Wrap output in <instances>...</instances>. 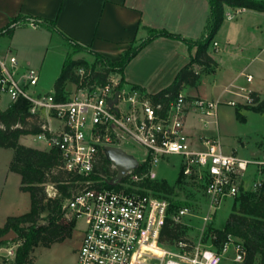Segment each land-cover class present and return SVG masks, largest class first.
Masks as SVG:
<instances>
[{
    "label": "built area",
    "instance_id": "built-area-1",
    "mask_svg": "<svg viewBox=\"0 0 264 264\" xmlns=\"http://www.w3.org/2000/svg\"><path fill=\"white\" fill-rule=\"evenodd\" d=\"M235 9L226 7L224 18L234 19L244 10ZM213 45L218 47L217 42ZM18 65L15 56L0 58V96L8 95L11 102L23 97L31 103V118L41 128L34 138L60 155L61 164L51 174L66 171L77 178L66 182L76 187L65 198L56 183L43 184L48 199H63L62 220L75 222V227L80 222L84 225L75 264H221L230 252L234 263L244 264V241L229 235L220 248L215 247L216 236L209 223L223 201L235 199L241 188L246 190L245 178L251 169L258 175L254 190L262 188L264 155L244 159L227 154L218 138H204L194 147L185 132L190 112L198 113L202 121L216 118L221 102L191 97L182 90L155 101L142 89L127 87L117 71L110 72L105 82L99 80L91 66L75 70L78 81L72 83V90L65 88L64 100L57 101L55 93L35 91L38 70L28 68L20 75ZM242 76L253 80L251 74ZM246 101L252 102L249 94ZM228 104L235 106L236 102ZM108 147L119 148L138 161L119 182H115L118 168L108 158ZM137 148L144 151L143 157L130 153ZM173 157L179 160L182 186L196 188L203 206L207 205L203 216L194 207H176L177 195L153 188L155 182L164 180L157 168ZM141 167L145 169L139 171ZM191 217L204 222L200 232L207 234V242L160 243L168 218L192 228L185 221ZM17 247L9 249L7 260H14Z\"/></svg>",
    "mask_w": 264,
    "mask_h": 264
},
{
    "label": "crops",
    "instance_id": "crops-1",
    "mask_svg": "<svg viewBox=\"0 0 264 264\" xmlns=\"http://www.w3.org/2000/svg\"><path fill=\"white\" fill-rule=\"evenodd\" d=\"M243 9L241 14L247 11ZM255 12L264 14V12ZM209 14V0H0V29L18 16L53 20L67 36L116 62L124 51L133 45H139L138 40L147 38L148 28L165 29L190 40L201 38L206 32ZM234 19L227 20L232 22ZM253 19L259 18L255 16ZM241 21L231 23L230 28L245 34L247 31L242 27L246 22ZM257 28L262 34L253 38L250 44L245 42L240 47L239 43L232 44L231 39L228 38L223 42L219 55L208 52L217 63L210 71V75L215 77L212 88H219L216 99L210 98L209 93L203 90L205 75L202 74L198 85H185L182 91L186 93L184 88L197 89V96L186 94L191 97L216 100L227 105L230 101L242 104L250 92L264 96L263 78L259 74V70L264 68V29L261 24H258ZM3 39H7L8 49L0 51V58L15 56L18 60L20 75L28 68L38 70L39 82L36 88L40 89L36 91L50 93L45 91L48 85L43 77L45 73H50V70H57L59 64L57 61L48 60V57L55 52L59 54L60 50H66L64 39L55 32L33 25H21L14 30L11 37H1L0 42ZM55 40L56 44L53 45ZM214 42L218 43V47L220 46V42L217 40ZM187 47L184 42L175 38L153 39L127 64L123 73L124 82L142 89L145 93L157 94L172 84L174 72H179L188 64L190 54ZM65 52L62 53L63 65L66 58ZM82 56L85 54H76L74 59H86ZM252 67H255L254 71H250ZM62 68L59 70L60 74ZM202 68V66L194 65L197 72H200ZM242 73L251 74L253 80L247 81ZM258 74L260 80L256 81ZM58 76L59 73L54 83ZM69 84L72 85L70 82L66 87ZM227 95L242 96L243 100L238 101L232 97H229L228 101L223 100V97ZM10 103L8 95H1L0 111L5 110ZM191 113L186 118L185 132L191 138L193 146L198 147L199 141L207 138L202 133L205 126L191 124ZM217 118L218 114L212 122L217 124ZM23 137L20 138V143L25 145ZM0 149L5 148L0 147ZM13 156L14 154L6 150H0V227L5 225L9 217L20 216L31 209V195L22 190V176L10 170ZM173 159L175 162L179 161L173 157L164 165H171ZM9 249L5 258L8 257Z\"/></svg>",
    "mask_w": 264,
    "mask_h": 264
},
{
    "label": "trees",
    "instance_id": "trees-1",
    "mask_svg": "<svg viewBox=\"0 0 264 264\" xmlns=\"http://www.w3.org/2000/svg\"><path fill=\"white\" fill-rule=\"evenodd\" d=\"M210 14L207 20L206 32L197 40H190L181 35L173 34L165 29L148 28V36L139 45L131 46L124 51L120 59L116 62L91 50L89 47L81 45L75 39L63 33L53 20L38 17L18 16L10 21L4 28L0 29V38L11 37L14 30L21 25H33L43 27L59 34L72 50L66 55L62 72L54 84V93L57 101L64 100L63 93L68 83H76L78 77L75 70L90 65L84 59L75 60L73 57L79 53H89L95 56L96 61L102 65L101 70L95 71V76L105 82L106 76L110 72L117 71L122 75L127 64L133 57L153 39L158 37H168L179 39L184 42L190 51L196 49L190 63L180 69L173 83L151 95L153 100L160 99L166 93L176 94L182 90L183 86H196L200 82L201 72L194 69V65H199L206 70L212 71L217 65L216 61L208 53V46L214 36L219 31L224 20V9L229 7H241L249 10L264 12V3L254 0H209ZM94 70L96 66H91ZM124 80V79H123ZM252 102L250 104H238L235 107L236 117L240 121H245L241 111L249 109L257 113H264V96L259 93H249ZM31 103L23 97L0 111V147L13 149L14 156L10 164V170L22 176V190L31 195V209L20 216L9 217L3 227H0V237L9 231H14L18 236L13 241H21L16 249L13 264H33L32 253L37 246L51 247L55 243L63 242L71 237L75 222L64 224L62 220L63 199H48L46 197V182L56 183L57 189L63 198L70 195V190L75 188L74 184L67 181L77 179L72 173L59 171L51 174V171L61 164L59 152L56 149L39 150L28 147L20 143V138L26 135H35L41 131L37 120H32L30 114ZM103 163L107 160L102 159ZM144 167H141L142 171ZM103 171V168H101ZM63 182L64 184H61ZM156 190L164 191L171 195H178L175 189L185 191L178 180L177 184L163 180L153 184ZM181 201H174L176 207L182 206ZM46 214L45 218H42ZM44 219L45 224L40 221ZM187 227L181 223H175L167 219L161 232L160 243L164 246H173L177 241L184 239ZM216 236L214 245L220 248L221 243L226 241L229 235L236 236L244 241L247 249V256L244 264H264V181L261 189L248 191L240 189L235 197L232 212L223 230L214 229ZM8 242H1L2 245ZM6 261V260H4Z\"/></svg>",
    "mask_w": 264,
    "mask_h": 264
},
{
    "label": "rangeland",
    "instance_id": "rangeland-1",
    "mask_svg": "<svg viewBox=\"0 0 264 264\" xmlns=\"http://www.w3.org/2000/svg\"><path fill=\"white\" fill-rule=\"evenodd\" d=\"M258 2L264 3V0H254ZM229 7V6H226ZM225 7V8H226ZM233 10H236V7H230ZM257 17L259 19H253L254 17ZM242 20L241 22H246L245 25L242 27L243 30H246L247 33L241 34L237 31V29L230 28V24L237 21ZM258 23L262 25V28L264 29V14H259L255 12L254 10H248L238 15L232 22L224 18L222 23V28L217 32V34L214 36L213 40L210 42L208 46V52L212 53L213 55H219V50L222 48V44L226 39H231L232 44L239 43L240 47L243 46V43L247 42L250 44V41H252L253 38L258 36L260 33V29L257 28ZM263 22V23H262ZM248 29V30H247ZM147 36V35H146ZM145 36V37H146ZM199 39V38H198ZM197 40V39H196ZM217 40L220 42V46L218 47V50L216 51V47H214L213 42ZM249 40V41H248ZM59 42V41H58ZM62 42V41H61ZM141 42V40H138V44ZM53 45L56 44V40L52 43ZM64 44L66 45V52L64 50H60L59 54L51 55L48 57V60L58 62L59 66L57 70L52 71L50 70V73L44 75V80L46 81L47 85L45 88V91L52 93L53 92V85L56 75L60 76L59 70L62 68V61H63V52L71 53L72 50L68 46V43L65 41ZM7 39H3V41L0 42V51L8 49L7 47ZM135 46V45H134ZM90 48V47H89ZM188 48V47H187ZM91 49V48H90ZM189 52V60L188 63H190L192 56L195 55V50ZM85 54V56H82V58H85L90 66L95 65L96 70H101L103 67L102 65L96 61L95 56L89 53H82ZM75 58V56L73 57ZM47 60V61H48ZM256 65V64H255ZM89 66V67H90ZM255 67H252L250 71H254ZM201 74L205 75V80L203 81V90L207 91L209 93V97L212 99H216L217 92H219V88L213 86L214 76L210 75V71L206 70L205 68L200 69ZM259 74L263 78L264 83V68L262 70H259ZM256 76V81L260 80V76ZM178 75V71L173 73L172 80H175L176 76ZM58 76V77H59ZM173 83V82H172ZM127 87H130L129 84H127ZM264 85V84H263ZM169 87V86H168ZM67 88L69 90H72V85H68ZM39 87L35 89L38 90ZM42 89V88H41ZM187 94L189 95H198L197 89H191V88H184ZM221 89V88H220ZM149 95H152L153 92L149 93L146 92ZM155 93V92H154ZM153 93V94H154ZM245 94L246 92H242ZM229 97L235 98L238 101H242V96L234 97L231 95H227L223 97V100L229 99ZM240 103H236L238 105ZM242 104H248L247 101L243 102ZM235 106L222 104L220 105L218 109V120L217 124L214 121L215 118L213 117H206L205 120H201L198 113L192 112L191 114V124L195 126H200V124H203L205 127L203 129V135H205L206 139H216L218 138L224 148L225 153H234L237 156L244 158V159H255L258 158V156L264 155V113H257L249 109H243L241 111L242 115L245 117V121H240L236 117V110ZM200 121L202 123H200ZM211 121V122H210ZM199 122V123H198ZM23 143L27 146L37 147L39 149L46 150L47 144L43 141H38L34 138L33 135H28L23 137ZM0 150H6L10 154H14L13 149H0ZM132 155L136 156L137 158L143 157L144 151L141 149H135V151L130 152ZM6 159V157H5ZM173 163L171 165H164L162 164L159 166L156 170L159 178H163L164 180L170 182V184H177L178 183V176H179V166L178 161L175 162V159L172 160ZM258 175L255 173L254 169H251L249 174L245 178V188L248 191H255L253 188V183L257 179ZM264 178V176H263ZM186 189L185 191H182L181 189L178 191V195L176 198L178 201L183 202V205H188L191 207L196 208L198 211L197 213L199 216H203L205 213H207V205L204 204L202 197L200 196V193L197 192L196 188L194 189ZM176 200V201H177ZM234 203V198H227L223 203L221 204L220 208L213 211L212 213V221L209 223L210 229H218L223 230L226 226L227 220L229 219V216L232 212V207ZM202 209V210H201ZM46 214L43 215L42 218H45ZM185 221L189 224H191L192 228L187 227L186 230V236L184 239L189 240L191 243H198L200 241L207 242L208 236L206 233L202 236V233L200 230L204 226V222L200 217H191L185 219ZM42 224H45V220L42 219L40 221ZM64 224H67L64 220H61ZM83 223L80 222L78 226H76L73 229V232L71 234V237L66 239L63 242L55 243L51 247H41L37 246L34 248V251L32 253L33 257V264H75L76 257H77V249L80 245L81 239H82V231L83 229ZM78 227V228H77ZM21 241L16 242H8L0 248V264H13V260L6 259L5 254H7V250L11 247L16 248ZM233 257L232 252L228 254V257L222 261L221 264H237L234 263L231 259ZM6 260V261H4Z\"/></svg>",
    "mask_w": 264,
    "mask_h": 264
},
{
    "label": "water",
    "instance_id": "water-1",
    "mask_svg": "<svg viewBox=\"0 0 264 264\" xmlns=\"http://www.w3.org/2000/svg\"><path fill=\"white\" fill-rule=\"evenodd\" d=\"M118 97V93L116 94ZM108 158L111 162L117 166L118 175L115 179V182H119L126 174L129 169H132L138 165L137 159L133 156L126 154L119 148L108 147L106 148ZM17 234L14 231H9L7 234L0 237L1 242H11L17 238Z\"/></svg>",
    "mask_w": 264,
    "mask_h": 264
}]
</instances>
